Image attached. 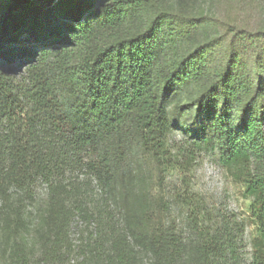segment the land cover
<instances>
[{"label":"trees","instance_id":"obj_1","mask_svg":"<svg viewBox=\"0 0 264 264\" xmlns=\"http://www.w3.org/2000/svg\"><path fill=\"white\" fill-rule=\"evenodd\" d=\"M174 129L244 187L264 264V0H0V225L23 237L12 264H37L22 232L37 218L38 264L69 257L76 217L92 229L82 264H243L229 222L185 238L163 220L151 182L173 164Z\"/></svg>","mask_w":264,"mask_h":264},{"label":"rangeland","instance_id":"obj_2","mask_svg":"<svg viewBox=\"0 0 264 264\" xmlns=\"http://www.w3.org/2000/svg\"><path fill=\"white\" fill-rule=\"evenodd\" d=\"M10 71L17 76L24 75V67L19 63L13 65ZM168 146L173 154V164L155 173L151 182L154 185V202L163 205V220L185 238H191L193 228L216 229L221 227L223 221H227L237 230L238 258L243 264H252L254 242L259 234L251 218L252 200L246 196L244 187L222 165L213 148L191 138L182 130L174 129ZM84 176L77 173L69 177L82 182ZM45 191L46 186L38 183V202L35 206L39 210L45 200ZM38 220H33L22 231L29 239V254L37 264L46 243V236L42 232L45 227ZM91 230L79 217L74 219L69 230V244L74 246L75 252L69 257L63 256L58 264L83 263L78 248ZM22 238L18 239L14 231L8 233L0 225V264L13 263L18 246H23V243H19ZM143 260L144 264H150L148 257L143 256Z\"/></svg>","mask_w":264,"mask_h":264}]
</instances>
